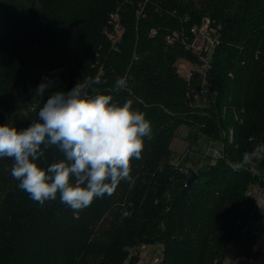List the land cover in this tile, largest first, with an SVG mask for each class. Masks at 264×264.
Masks as SVG:
<instances>
[{
	"label": "trees",
	"instance_id": "16d2710c",
	"mask_svg": "<svg viewBox=\"0 0 264 264\" xmlns=\"http://www.w3.org/2000/svg\"><path fill=\"white\" fill-rule=\"evenodd\" d=\"M204 18L220 27L221 43L197 103L188 90L205 79L195 73L189 88L176 64L195 58L166 36ZM89 78L100 80L90 96L131 101L150 122L131 181L76 213L59 193L34 201L11 175L13 158H0V264H126L154 244L161 264H224L230 244L238 245L230 264L263 255L249 252L264 209L248 191L263 184L264 166L236 165L264 145V0H0V126L27 129L54 92ZM41 83L49 86L38 97ZM191 123L205 125L174 165L171 142ZM203 137L225 142L226 156L202 154ZM41 147V168L65 159L56 146ZM189 168L198 176L187 184Z\"/></svg>",
	"mask_w": 264,
	"mask_h": 264
},
{
	"label": "clouds",
	"instance_id": "9594fccd",
	"mask_svg": "<svg viewBox=\"0 0 264 264\" xmlns=\"http://www.w3.org/2000/svg\"><path fill=\"white\" fill-rule=\"evenodd\" d=\"M99 83V78H89L67 93L54 92L25 130L0 126V158H13L12 177L41 205L59 193L61 202L78 213L96 197L111 196L122 180L131 181V161L141 157L150 122L132 109L131 101L120 105L111 95L90 96L89 85ZM48 86L41 83L37 96ZM125 86V79L118 78L115 87ZM42 145L58 147L65 159L41 168L36 161L43 155ZM254 160L264 161V145L245 152L236 167Z\"/></svg>",
	"mask_w": 264,
	"mask_h": 264
},
{
	"label": "built area",
	"instance_id": "2783aa9c",
	"mask_svg": "<svg viewBox=\"0 0 264 264\" xmlns=\"http://www.w3.org/2000/svg\"><path fill=\"white\" fill-rule=\"evenodd\" d=\"M151 35H155L156 31L153 30ZM166 43L169 45L182 44L194 56L195 60L180 59L176 67L178 72L188 82L191 88L193 77L198 73L203 77L204 85L200 89L188 90V99L190 102H201L206 94V77L207 73L212 68V58L214 51L221 43L220 27L217 26L212 19L204 18L200 23L192 25L188 31H173L166 36ZM213 155V161L217 158H224L225 155L220 150H216ZM253 174H259V170L253 168ZM259 193L257 197L252 196L249 190V196L256 199V205L259 206L261 201L264 202V178L263 184L259 185ZM263 251V249L261 248ZM251 258L247 259L243 264H253Z\"/></svg>",
	"mask_w": 264,
	"mask_h": 264
},
{
	"label": "rangeland",
	"instance_id": "374dc122",
	"mask_svg": "<svg viewBox=\"0 0 264 264\" xmlns=\"http://www.w3.org/2000/svg\"><path fill=\"white\" fill-rule=\"evenodd\" d=\"M205 125V124H204ZM203 124L199 123H191L188 124H182V126L179 127L177 130V135L174 137L175 139L171 142V150L174 153L173 154V164L179 165L181 161L184 160V154L189 149L190 141L187 140V138H191V142H194L198 135H200V132L202 131V128H204ZM20 125V129H21ZM203 141L199 144L201 145V152L202 154H205L206 156H212V154L215 153L216 150H220L221 153L224 154V148L226 147V144L223 142H214L213 144L206 145L204 142V137L202 138ZM231 141H233L232 134L230 137ZM199 146H195V151H197ZM225 155V154H224ZM226 156V155H225ZM254 167L251 168V171ZM256 169V168H255ZM253 172V171H252ZM253 187L250 188V191L252 192V196L257 197L259 190V185L256 184L252 185ZM261 208L264 209V202L261 201L260 205ZM258 228L252 230V234H256L255 241L250 245L249 252H257L259 249H263L262 253H264V221H261L258 225ZM261 235L259 241L257 242V237ZM238 250V245H231L228 246L226 251V256L224 260V264H230L232 261H234V256L236 255ZM137 256L133 260L132 257H128L126 260V264H161L162 258H163V247L160 244H154V245H147L143 248H139L137 251H134ZM241 259L238 260L240 262ZM253 264H264V254L261 255L258 259L253 261Z\"/></svg>",
	"mask_w": 264,
	"mask_h": 264
},
{
	"label": "water",
	"instance_id": "95a60500",
	"mask_svg": "<svg viewBox=\"0 0 264 264\" xmlns=\"http://www.w3.org/2000/svg\"><path fill=\"white\" fill-rule=\"evenodd\" d=\"M261 165L264 166V161L261 162ZM197 173L194 169L192 168H189L188 171H187V184H190L192 183L194 180L196 181V178H197ZM261 235H259L257 237V242L259 241Z\"/></svg>",
	"mask_w": 264,
	"mask_h": 264
}]
</instances>
